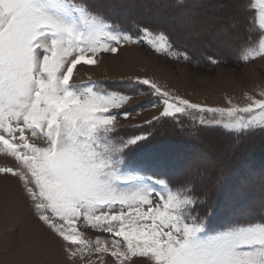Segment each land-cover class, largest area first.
<instances>
[{
    "label": "snow or ice",
    "instance_id": "snow-or-ice-1",
    "mask_svg": "<svg viewBox=\"0 0 264 264\" xmlns=\"http://www.w3.org/2000/svg\"><path fill=\"white\" fill-rule=\"evenodd\" d=\"M241 7L254 13L249 24L260 30L259 51L248 47L242 58L264 57V0H241ZM129 42L146 44L157 54L172 47L164 33L148 28L136 35L116 31L90 13L86 0H0V151L18 164L0 167V174L23 182L39 219L63 242L77 246L65 249L72 259L89 249L77 230L83 220L86 227L122 238L126 251L120 240L111 249L97 240L95 251H110L116 264L129 255L144 258L142 264H264V224L209 234L205 220L194 215L199 193L187 186L194 184L195 170L178 185L161 178L167 174L143 180L124 175V149L147 139L115 140L114 122L129 113L111 109L129 98L91 87L78 92L69 81L77 65L95 64L98 53L116 54ZM137 82L163 98L165 116L186 108L226 111L229 117L250 114L227 125L238 131L264 125V99L227 110L179 99L181 107L149 79Z\"/></svg>",
    "mask_w": 264,
    "mask_h": 264
},
{
    "label": "rangeland",
    "instance_id": "rangeland-1",
    "mask_svg": "<svg viewBox=\"0 0 264 264\" xmlns=\"http://www.w3.org/2000/svg\"><path fill=\"white\" fill-rule=\"evenodd\" d=\"M86 4L92 15L120 33L136 35L148 28L164 33L172 45L164 54L131 42L116 54L100 52L95 64L77 65L69 81L78 92L91 87L129 98L121 108L111 109L129 113L114 122L115 140L137 135L147 139L124 149V175L143 180L167 174L161 178L171 177L178 185L195 170L198 175L187 190L195 187L199 193L194 215L205 220L209 234L235 225L264 224V125L244 131L227 126L240 117L248 120V113L229 117L226 111L186 108L165 116L163 98L137 82L149 79L177 98L170 103L181 107L179 99L225 110L264 99V57L242 58L248 47L259 51L260 30L249 24L254 13H241V0H86ZM5 166L18 168L14 158L0 151V167ZM77 230L89 249L72 259L65 249L77 246L63 242L39 219L23 182L0 174V264H116L110 251H95L97 240L109 249L120 240L121 251H126L122 238L86 227L83 220ZM143 259L129 255L124 264H142Z\"/></svg>",
    "mask_w": 264,
    "mask_h": 264
},
{
    "label": "bare ground",
    "instance_id": "bare-ground-1",
    "mask_svg": "<svg viewBox=\"0 0 264 264\" xmlns=\"http://www.w3.org/2000/svg\"><path fill=\"white\" fill-rule=\"evenodd\" d=\"M241 11H242L241 13H243V14L246 13V11H244L242 8H241ZM211 148H212V147H211Z\"/></svg>",
    "mask_w": 264,
    "mask_h": 264
},
{
    "label": "trees",
    "instance_id": "trees-1",
    "mask_svg": "<svg viewBox=\"0 0 264 264\" xmlns=\"http://www.w3.org/2000/svg\"><path fill=\"white\" fill-rule=\"evenodd\" d=\"M245 11V10H244ZM247 13V12H246ZM245 14V13H244ZM105 18H107L108 20H111L109 17H105Z\"/></svg>",
    "mask_w": 264,
    "mask_h": 264
}]
</instances>
